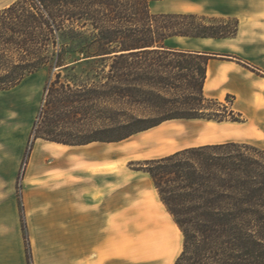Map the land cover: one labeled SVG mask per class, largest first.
<instances>
[{"label": "trees", "instance_id": "obj_1", "mask_svg": "<svg viewBox=\"0 0 264 264\" xmlns=\"http://www.w3.org/2000/svg\"><path fill=\"white\" fill-rule=\"evenodd\" d=\"M151 1L14 0L0 9V90L45 68L55 75L45 83L31 139L81 145L120 141L172 119L240 120L231 105L204 94L215 55L169 43L234 37L239 20L156 13ZM79 67L98 80L61 79ZM91 116L94 134L68 138L72 124ZM138 163L182 232L174 264H264V148L229 140Z\"/></svg>", "mask_w": 264, "mask_h": 264}, {"label": "crops", "instance_id": "obj_2", "mask_svg": "<svg viewBox=\"0 0 264 264\" xmlns=\"http://www.w3.org/2000/svg\"><path fill=\"white\" fill-rule=\"evenodd\" d=\"M150 8L156 13L195 12L239 20L234 37L190 38L212 42L209 48L177 46L215 55L207 65L205 96L229 95L234 110L263 121L257 126L264 132V0H152ZM96 143L45 140L33 148L22 189L32 264H174L183 249V235L155 187L146 209L117 213L111 142ZM0 264H29L15 200L0 206Z\"/></svg>", "mask_w": 264, "mask_h": 264}, {"label": "rangeland", "instance_id": "obj_3", "mask_svg": "<svg viewBox=\"0 0 264 264\" xmlns=\"http://www.w3.org/2000/svg\"><path fill=\"white\" fill-rule=\"evenodd\" d=\"M12 1L14 0H0V9ZM169 43L175 46L209 48L212 42L178 38L170 40ZM216 47L220 49L218 46ZM73 75H79L81 79H87L90 82L97 81L99 77V75L79 67L74 72H63L61 79L66 80ZM51 77L54 79V73L45 68L28 76L12 89L0 90V174L3 176V180L0 181V206L11 202V200L17 201L20 221L19 200L21 199L22 202L23 177L29 158L35 145L45 143L42 138L31 139L32 125L43 102L45 83ZM261 98V95H257V100H261ZM218 100L226 105H231L234 102V99L230 97L227 100L225 97ZM212 107L217 108L215 105ZM205 120H167L150 129L109 144L108 152H110L111 159H115L113 171L116 176L117 213H120L119 211L122 209L141 210L147 208L144 203L151 198L150 192L153 183L148 173L139 170L142 165L138 161L159 158L183 149L187 145L228 140L231 137L235 138L234 141L248 142L264 148V132L259 128L263 121L257 117H247L241 113L240 120L233 121L239 122L238 126H218L214 123L217 121L209 120L207 123ZM73 125L75 124H72L71 130H68L73 133L72 136H68L71 139L81 136L80 134L83 132L88 135L94 134L97 123L91 116V120L86 125ZM93 142H97L96 145H103V143H99L103 141ZM29 147L32 149L26 158L25 155L29 151Z\"/></svg>", "mask_w": 264, "mask_h": 264}]
</instances>
